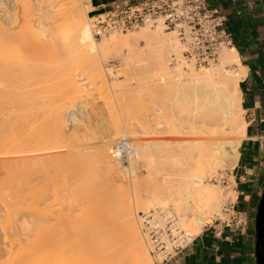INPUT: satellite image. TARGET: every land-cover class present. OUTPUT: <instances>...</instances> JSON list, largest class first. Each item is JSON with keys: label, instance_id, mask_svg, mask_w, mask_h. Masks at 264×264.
Instances as JSON below:
<instances>
[{"label": "rangeland", "instance_id": "1", "mask_svg": "<svg viewBox=\"0 0 264 264\" xmlns=\"http://www.w3.org/2000/svg\"><path fill=\"white\" fill-rule=\"evenodd\" d=\"M77 2H79L82 6L85 5L83 0H77ZM88 8H87V11H88ZM4 9L6 10V11L4 10L6 12V16H8V18H10L13 21V22H11L13 24L10 23L11 25L8 26L7 23L2 21V18H0V22H2L4 25L6 24L5 26L9 27V30H7V32L8 31L9 32H13V31L15 32L18 30L21 31V29L24 28L23 27L24 26L23 11L21 10L22 9L21 4L18 3L13 8H7V9L4 8ZM24 12H25L24 14H27V16L25 15L26 17L25 16L24 17L27 19V17L29 16L28 19H29V21L31 20L30 23H32L33 27H35L37 20L39 19L38 15L36 16L35 14L29 13L27 11H24ZM51 15H52V17L54 16L53 20L48 21V19H47L48 22H46V21H45L46 23L44 22V24L41 26L42 29L40 27H38V28H40V30L36 28V31L39 30V33L44 34L41 31L45 30L44 32L46 34L47 33L46 31H48L49 29L50 30L53 29V31L52 30L51 31H52V33L55 36V39L57 41L55 40L54 45L49 44V46L47 48H45L42 52L39 53L40 58L39 57L38 58L40 60H38L35 56H34V59L33 58L30 59L29 55H31V53H32L31 51H30L31 52L30 54L28 52H24V54H25L24 59H27V60L29 59L31 61L36 60V62H39L41 64L46 63L45 64L46 66L50 63V66H53V67L59 63L58 65L61 66V68L64 67L63 69H65L66 74L65 73H63L65 75H63L61 73L57 74L56 76H53V78L49 77L47 82L45 81L44 84L42 83L43 86L46 84L45 85L46 87L49 84V86L52 88L51 90H45L46 88H44L42 86V84L38 86L36 83V80H38V77L35 80L34 79L30 80V83L31 84L33 83L32 84L33 88L32 87H28V88L31 90V93H32V90H33V93L34 92L35 93L33 95L31 94L32 97L30 96L31 98H29V100L27 101V102H29V104H27L28 108L31 107L32 110L31 109L30 110L35 113L34 108H36L38 106V108H36V109L39 112V109L43 108V106L46 105L47 107L44 106L45 107L44 111H43V109L42 110L40 109L41 112H43V113L45 112L46 114L45 113L43 114L41 112H39L38 114L35 113L37 115V117L39 116L38 118H40V116H41V115H39L40 113L45 115L44 116L45 118L43 117L44 119H48V118L50 119L52 117V115H54L53 114L54 112L55 113L57 111L60 112V110H58V108L61 109V112H62L61 115H62V118L64 120L62 123V126H63L62 127V131H63L62 135H64V137H66L68 140L71 139V141L77 140L78 137L80 138V136H82L84 138L83 139L81 137L82 139L80 138V142L77 144H76V142L74 143V141H73L71 146H69V145L66 146L65 142L63 144L62 141H60L62 143L59 144L61 146L57 145L59 152H60V150H62L61 152H63L64 151L63 149H66L68 151V153L65 150V154H71L72 155V156H70L71 158L73 157L74 159H76L74 157L75 155H77V156L80 155V157H82L83 156L82 153L84 151H86V153H88L87 152L88 148L89 149L97 148V150H99L101 148V146H102L101 151H106V152H108V155H109V150L115 144V142H117L120 139H126V138L130 139L132 141V143L134 144V152L127 159H125L123 161L113 160L112 157L108 156L109 158H112L111 159L112 162L101 163V164L92 162V164H93L92 165L91 161H88L89 158L91 157L90 153L93 150L92 149V150H90L89 155L86 154L88 159L85 157V154H84V157L81 158V159L86 158V159H84L85 162L82 161L83 164H81L82 163L81 161H78V162H81V163H79V164H81V167H79V164H78V169L76 168L75 173L72 172V170H75V167L72 166L75 164V161H74V164H71V163L68 164L66 162V164H65L66 168L64 167V163H65L64 159L66 158L65 154L62 156V158H64V159H62V161L64 163L61 161V159H60V161L58 160L61 163L57 162V160H56L57 163L55 162L56 164L53 163L54 161L51 162L52 164L49 161V165L47 163H45V164H47L48 167H46V165H45V167H46L45 170H44V166L41 167V169L44 173L41 171H39V173H37L38 172L37 169L39 170V168H40L39 166H42V165H40V163L37 164L35 162L37 164L38 168L36 166H33L35 163H33L34 161L32 162V160H33L32 159L30 163H32L33 165L30 163L29 164L32 167H36V170L34 172H36L37 174L32 175L31 174L32 172L30 173V167L28 168L29 170L28 169H27V171L25 170L27 172V174L29 171L28 176H27L26 172H25V175L22 172L24 167L21 170L22 174L18 170L19 174L18 173L17 174L20 176L22 175L23 177L19 178L20 176H18V177L15 176V178H17V184L18 185L16 184V179H14L13 183L10 185H11V187H13L12 185H14L15 187H13L12 190H9L10 194H13V195L9 194V197L7 196V194L9 193V192H7L8 189H6V187H7L6 184H8V182L6 181L7 183L5 184V179H3L5 177H4L3 173L1 172V174H0V178H2L1 183H2V185H4V184L6 185L5 186L6 190L5 189L3 190L4 186L2 188V185L0 183V188H1L0 192H1V190H3L1 192V193H3V195L1 193H0V195H2L3 197L6 198V202H5V198L0 196V199H1L0 200V205H1L0 206V263L1 264H13V261L15 260V258L17 259L16 260L17 263L14 262L16 264H19L22 261L25 262V261H27V259H30V257H28L30 255L28 252L30 249H32V250H30L31 251L30 253L34 252V255L32 254L33 259H31V262H33L34 259L35 260L38 259L36 263H38V261H40V260H43V261L46 260L48 263H45V264H55V263L56 264H58V263L59 264H104V263L106 264V262H108L109 264H118L119 263L118 262L119 258H117L118 254L113 252V251L110 252L109 249H107V248H110V246L106 247L107 251H106V249H104V247H105V244L110 245V243H107V242H109L108 241L109 239L114 241L116 238L120 239L122 237V234L124 231V227L122 226V224L118 223L117 221L111 223L112 222L111 217L113 218L115 216L113 214H115L114 212H116L115 210H117V207L121 206L120 203L122 201H124V202H122V204L125 202L129 203L130 211L132 210V217H133L134 225L137 227V229H139V224L137 221L138 212L147 211L149 209H155L156 207H160V206H163V207L168 206L174 212V207L172 204L174 201L173 199H175L176 201H183L184 200L183 196L186 194L185 191L180 193L177 190H173L175 188V186H177L178 183L172 181L171 172H173L172 170L175 171L176 169H178V165L180 167V164H177V167H176V165H175L176 162L175 163L173 162V165L171 164V166H170L171 162L168 161L169 163H166L167 160L165 159V157H167L166 156L167 154H168V156L171 157L170 159H172L174 152L178 156H175L173 158L183 159L184 157L179 155V153H181V152H179V151L173 152L172 150H168L167 148L164 147L165 149L164 148L163 149L166 150L167 153L165 151L160 152V153L158 152V154H160L161 157L158 159L159 161H157V163L158 162L159 163L156 164L155 167L146 166L144 163L145 162L144 157L146 155L144 143L151 144L152 140H154V139L166 138V137H169L171 135V133L169 131H163V130H162V133H160L163 135H159V134L156 135V133H154V132L152 134L151 127L155 125L154 124L155 120H154V117L152 116L153 115L152 114L153 108H154V106H153L154 100L153 99L155 97L157 98V95H154L155 93L153 90L155 88L153 89V87H155L156 83H157V85L160 84L161 81H162L161 83H167V84H169L170 82L172 83V81H171L172 78L170 75H164L163 77L166 79H164V78L162 79L161 75H163V74L157 73L159 68H158L157 64H155L154 61H152L154 59V57L152 56V52L150 54L149 50L144 51V55H143L141 61L140 60H137V62L135 61L136 65H135V63H133L132 65H123L121 58L116 57V55L114 54L113 51L111 53L110 52L106 53L107 51L102 52V50H101V53H99L100 50L99 51L97 50L98 52L96 51L93 55V53L91 51H90L91 52L90 53L89 50L83 48L82 46L80 47V44L77 42L75 32H73V29L70 31V29L68 27H67V29L65 28V24H63V21L59 20L60 16L57 12H54V13L50 14L49 16H51ZM86 21L88 22V24H89L88 26L92 32V29L90 26V21H91L90 16H88V20H86ZM59 24H60V26H59ZM21 25H23V26H21ZM146 26H148L149 29L154 28V25H146ZM140 27H143V26H140ZM140 27L135 28V29L130 30V31H127V32H119V33L120 34L130 33L132 31L139 29ZM162 30H163V32H170L169 30H165L164 27H162ZM23 31H24V29H23ZM71 32H73V33H71ZM92 35H93V32H92ZM174 35H175V33H174ZM102 37H100V38L94 37V39H96V41H100V39ZM177 43H178V41H177ZM139 44L144 45V41L139 40ZM223 49H225V48H223ZM145 52H146V54H145ZM26 53H28V55ZM22 54H23V52H22ZM105 54H107V55H105ZM147 54L149 55V57ZM26 55L28 58L25 57ZM32 55H34V54H32ZM111 55H113V56H111ZM173 55H175V54H172L170 56V62H172V56ZM91 56L92 57L95 56V58H97V59L99 58L100 60L99 59L98 60L100 62V66L102 64L101 67H103L104 70H108V72L104 71L105 77L103 78V80H102V78H100V80H99V78L96 76L94 63L91 64V62H92ZM145 56L148 58L146 59ZM21 57L20 58L23 60L22 55H21ZM95 58H93V59H95ZM15 60H16V58H15ZM47 61H49V62H47ZM51 61H53V62H51ZM147 61H149V62H147ZM16 62H14L15 64L14 63L13 64L16 65L18 63V62L17 63ZM36 62H33V63H36ZM63 62H65V63H63ZM172 63L176 64L175 62H172ZM172 63H171V65H173ZM216 63H218V60L216 62H214V64H216ZM51 64H54V65H51ZM62 65H64V66L62 67ZM142 65L148 66L149 69H146L148 71H144L145 69L141 68ZM181 65H182L183 69L187 70L186 69L187 66H184V64H182V63H181ZM135 66L137 68H139V70L133 71L132 68H130V67H133V69H134ZM154 66H156V67H154ZM14 67H18V66L16 65ZM191 67H193L195 69L202 68V67L197 68L194 66H191ZM229 67L234 69L236 67V65H231ZM154 68H156V69H154ZM14 70H16V69L14 68ZM14 70H11V71L13 73L15 72L14 74H16V72H18V71L17 70L14 71ZM154 70H157V72L156 71L154 72ZM159 71H161V70H159ZM145 73H146V75H144ZM126 74H128V75H126ZM147 75H148V77H147L148 79L146 78ZM165 76H167V77H165ZM19 77L20 76H18L19 80L18 79L15 80L14 78L12 79V77H10L11 80L9 78V79H6L5 81H3L4 80L3 79L2 80L4 83L3 86L0 83L1 89L3 88L2 90H0L1 93H3L2 92L3 90L5 92V95H4V93H3V95H1V98H0V105L1 106L0 107L3 108L4 111H5V108L8 107L7 110L5 111V113L9 110L10 111L12 110V111H15L14 112L15 114L18 112V115H19V113L20 114L23 112L25 113L26 110L28 109L27 106H26V108H27L26 109L25 106H22V105H19L18 103H16V101H18L21 98L19 96L24 95V94H21L22 93L21 90H23V88H18V86L22 87L23 84L26 85L25 82L27 81L26 78H21V77L19 78ZM144 78L146 81L144 80ZM7 80H8V82H7ZM24 80H26V81H24ZM101 80L103 82H101ZM14 82H16V83H14ZM22 82H23V84L21 86ZM35 83H36V85H35ZM52 83H53V86L50 85ZM13 84H15V85H13ZM38 84H40V83H38ZM17 90H19V91H17ZM43 90H45V91L43 92ZM9 91H11V92L13 91L14 94L9 92ZM19 92H21V93H19ZM9 94H12V95L9 96ZM118 95H120V96H118ZM122 95H124V96H122ZM153 95H154V98H153ZM17 96H18V98H17ZM121 96L124 98H122ZM22 97H24V96H22ZM13 99H16V101ZM146 99L149 101V103H145L144 100H146ZM156 100L157 99H155V101ZM13 101L15 103L14 106H13V103H11ZM50 103H51V105H50ZM53 103L55 105V107H54L55 110L52 112L51 110H53L52 107L54 106ZM143 103L147 104V106H145V107H147V109H148V107H150L149 110H150V112H152V113H150L148 111V115L146 116V118L149 117L148 119H146V118L144 119L142 117V116H144L142 113H143V111H145L143 108L144 107ZM154 103L156 104V102H154ZM16 104L18 106H16ZM151 106H153V107H151ZM23 107L26 110H24ZM56 107H58V108H56ZM47 108H49L50 110ZM3 109L0 110V112L4 114ZM49 111H51L52 113H50ZM7 113H9L10 115L13 116V112L12 113L7 112ZM47 113H49V115H47ZM16 115H14V116H16ZM46 115H47V118H46ZM12 116H10V118H12ZM48 116H50V117H48ZM243 116H244V113H243ZM151 119L154 120L153 123H152ZM19 120L20 119H18V121ZM32 120H31V123H32ZM143 120H145V121L147 120V122L144 123ZM26 121L28 122L29 120H26ZM39 121H40V119H39ZM13 122H14V120H13ZM19 122H17L16 124H18ZM22 122H23V120H22ZM27 122H25V123H27ZM23 123H22V126H23ZM20 124H21V122H20ZM28 124H30V122H28ZM145 124H149L150 129H148V132L149 133L151 132L150 133L151 136L149 135V133L146 134L147 136L144 135L143 129H145L144 127H148V125H145ZM30 125H29V127H31V126L33 127V124L31 126ZM22 126L20 127V129L22 128ZM27 126L28 125L23 126L24 128H22V129L26 130ZM154 127H152V128H154ZM163 128L165 129L166 127L164 126ZM22 129H21V131H23ZM28 129H30V128H28ZM152 131H153V129H152ZM25 133H27V131H25ZM48 133H49V131H47V133H45V135H47L48 137L42 135L43 138L45 137L43 140L41 138L40 143L42 145H40L39 141H38L37 144H36V142L35 143L33 142L32 146L33 145L37 146L38 149H37V147H35V149H37L38 151H39V148L43 149V147H44L45 152L48 153V150H51L50 152H52V150L55 149L54 147L56 146L55 145L56 141L58 143H59V141L57 139L54 140L55 138H53V140H52V137H54V133L53 134L49 133V135H48ZM50 135H52V136H50ZM42 136H40V137H42ZM37 138L39 140V137H37ZM47 139H48V141H47ZM144 140H146V141L144 142ZM34 141H36V140H34ZM54 141H55V143H54ZM62 144L65 147L62 146ZM102 144H105V145H102ZM50 145H51V147H50ZM151 146L152 145H149V148H151ZM57 147H56V149H57ZM60 147H62V148H60ZM47 148H48V150H47ZM67 148H70V149L68 150ZM28 149H29V147H28ZM32 149H34V148L32 147ZM30 150H31V148H30ZM35 151H32V152L34 153ZM147 151H149L148 153H150L151 150H147ZM158 151H160V150H158ZM32 152L29 151L31 156L34 157V155H32ZM61 154H63V153H61ZM88 156H90V157H88ZM15 157L16 156L6 155V156L2 157L1 159L2 160H3V158H4V160L9 159V161L7 160V162L10 164L11 159L14 160ZM67 157L70 158L69 156H67ZM16 159H17V157H16ZM70 159H68L67 161L69 162ZM72 159H71V161H72ZM78 159L81 160L80 158H78ZM17 161H18V159H17ZM19 161H20V159H19ZM163 161L165 164L163 163ZM7 162L5 163V161H4V163H2V161H1V163H2L1 165H3V167H5V164L8 165ZM15 162H16V160H14V162L13 163L11 162V163L14 166L16 164L17 167L21 168L20 166H18V165H20V162L19 163H17V162L15 163ZM43 162H47V160L43 161ZM43 162L41 164H43ZM58 163L60 164V167H62V169H60V167L59 168L56 167V165ZM85 163H86V165H85ZM50 164L52 166H50ZM53 164H54V166H53ZM70 164H71V166H69ZM163 164L167 165V166L164 167ZM1 165H0V167H1ZM8 166H10V165H8ZM57 166H59V165H57ZM174 167H175V169H174ZM1 168H0V170H3ZM11 168H13V166H11ZM14 168H16V166ZM47 168H49V170H47ZM56 168L59 169L58 171L61 170L60 175L56 174V172L58 173ZM198 168H199L198 166L194 167V164H193L192 166L190 165L187 168V170H189V172L191 174L199 175L200 169H198ZM4 169H7V168H4ZM33 170L34 169H31V171H33ZM70 170H71V172H70ZM78 170H81V171H78ZM147 170L149 171V176L155 182H157V184L161 188V193L159 194L160 196H158V198H157L158 200H156V201H158V203H155V204L153 201L151 202V199L149 197L147 198V196H145V190H146V187L148 186V180L146 179V176H145L147 174ZM62 171H63V173H61ZM212 171L214 172V174L212 173L211 176L206 179V181H207V183H209V185H214L215 187H217L218 190L223 195L222 196V202L220 203V204H222L221 208H222V206H226V207L233 206V209L236 212H241V214H243L246 218L245 227L249 226L250 231H251V235L253 237L252 218L254 216V209L250 210L249 212L236 210L235 205H236L237 199H236V193L234 192L235 181H234V178L232 177L233 169H231V170L230 169H222L221 165L219 163L216 166H212ZM79 172H81V173H79ZM201 173L202 174H200V175L205 174L204 171ZM55 174L60 178L54 177V176H56ZM72 174H74V175L76 174V175L74 176ZM1 175L3 177H1ZM38 175H39V177H38ZM41 175H42V177H41ZM61 175H64V177L63 176L61 177ZM110 175H112L113 177ZM31 176H33V177H31ZM34 176L35 177L37 176V178H39L38 181L36 178L37 182L35 181ZM47 176H49V177H47ZM76 176H77V178H76ZM91 176L92 177L97 176L100 179L107 177V179H109V180L111 178L114 181V183L112 182V184H115V185L117 183L118 184L121 183L122 186L128 185V187H126L124 190L125 191L124 194H122V195L125 197V195L129 194L128 195L129 198L125 197L127 199L123 200L125 198L122 197V195H121L120 197H121L122 201L119 199H116V197L119 196L118 195L119 193L118 192L116 193V191H114L112 188L110 189L111 190V192H110V190H107L109 188H106V186H103V187L99 186L101 188L100 189L98 186L95 185L96 188L98 187L100 189V190L96 189V191L94 189V186H93V188L91 186V188H92V189L90 188L91 190H89V189L84 190V188L82 186L84 185L85 179L87 180V178H89V177L91 178ZM9 178H10V176H9ZM9 178L7 177L6 179H9ZM18 178H19V181L21 180L20 182L18 181ZM31 178H33V181H34L33 185H32V181L29 182V179H31ZM83 179H84V182H83ZM126 179L128 181L127 183H126ZM101 180H103V179H101ZM0 181H1V179H0ZM24 181H26V183L27 182L31 183V186H29L30 184L24 183ZM10 182H11V179H10ZM81 182H83V184ZM19 184H22V185H19ZM34 184H35V187H33ZM80 184H81V188L83 190L78 188L80 186ZM10 185L8 184L9 187H10ZM85 185H86V183H85ZM121 185H118V186H121ZM262 185L258 188V190H257L258 192H261V189L263 188ZM28 186H29V189H28ZM180 186L184 187L183 185H180ZM21 187H22V190H21ZM26 188L29 191L26 190ZM74 188H76L78 190H75V192H74ZM122 188L124 189V187H122ZM42 189H46V190H42ZM169 190H171V191H169ZM4 192H5V195H4ZM11 192H13V193H11ZM76 192H77L78 196H81V194H83V197H80L78 200V196L76 195ZM80 192H82V193H80ZM178 192H179V194H178ZM228 192H230L231 195H230V193H229V195H227ZM182 194H183V196H182ZM225 194H226V196H225ZM113 195H115L116 197H114ZM139 195H142V196L139 197ZM179 195H181V196H179ZM12 196H14V197H12ZM105 196H106V198H105ZM144 196H145L146 200H145ZM7 198H8L9 202H7ZM36 198H38V199H36ZM75 198L77 199L78 202L76 201ZM140 198H142V199H140ZM194 198L195 197L193 194H190V195L188 194L185 196L184 203H192ZM136 199H138L139 201L141 200V202H139ZM256 200H257V198H256ZM119 201H121V202H119ZM176 201H174V202H176ZM2 202L3 203L5 202L4 205L6 206V208H5V206H3ZM104 202L106 204H103ZM147 202H148V204H146ZM61 203H63V204H61ZM137 203H138V205H137ZM151 203L154 205H152ZM97 204H98V206H97ZM254 204L251 205L250 207L254 208V206H255ZM105 206H106V209L103 208ZM114 206H115V208H114ZM152 206H154V207H152ZM100 207H102V208H100ZM221 208H220V210H221ZM56 210L57 211L59 210L61 213L59 212L60 213L59 214ZM220 210L213 212L210 216V221L208 223H206L204 226L211 225V224L214 225V223H215L214 219L220 213ZM41 211L44 212V214L40 213ZM51 211H53L54 214ZM33 214L34 215L39 214L41 216L43 215L44 220L41 221L42 223L40 222V224H39L38 222H35L36 220L34 219L35 217H33L34 216ZM57 217L59 219H57ZM53 219H55V220H53ZM56 220H58V221H56ZM97 224H98V227L97 226L95 227V225H97ZM102 224H103V226H102ZM233 225H235V224H233ZM99 227L101 230L98 229ZM182 229H184V228H182ZM50 233H52V234H50ZM38 235L42 236V239H37V238H40ZM51 235H52V237H50ZM27 237H29V238H27ZM35 237H37V238H35ZM192 237L193 236H190L189 238L191 239ZM32 239H33V241L39 240V243L37 242V244L34 243V245H30L29 243H30V240H32ZM54 239H55V241H54ZM119 239H117V240H119ZM140 239H141L142 246H144V248L147 251L148 258H149L151 264H154L150 254L148 252V248H147L143 238H140ZM106 240H107V242H106ZM21 241H22V243H21ZM65 241H67V242H65ZM12 242L13 243L15 242V243L13 244ZM23 242H25V243H23ZM16 243H17V245H16ZM51 246H53V247H51ZM27 247H28V249H27ZM122 247L120 248L119 251L125 252V250H126V249H124L125 247H123V248ZM105 251L107 252V255H106V253H104ZM126 252H127V250H126ZM27 253H28V255H25ZM102 254H104V255H102ZM114 254L117 257H115ZM22 255L23 256L25 255L28 258L24 256V258H27L25 260L23 257H21ZM46 255H48V256H46ZM49 255H50V257H49ZM39 256L42 258L40 259ZM12 258H14V259H12ZM18 258H23L24 260L21 259L22 261L20 260V262H19ZM45 258H48V259H45ZM125 258H126V263H124ZM127 258H129V257L125 256L123 258L124 262H122V264H129V263H127L128 262ZM50 260H52V261H50ZM46 261H44V262H46ZM31 262H26L24 264H28V263L34 264L35 263V261H34V263H31ZM43 263L40 261L38 264H43ZM120 263H121V261H120ZM20 264H23V263H20Z\"/></svg>", "mask_w": 264, "mask_h": 264}, {"label": "bare ground", "instance_id": "2", "mask_svg": "<svg viewBox=\"0 0 264 264\" xmlns=\"http://www.w3.org/2000/svg\"><path fill=\"white\" fill-rule=\"evenodd\" d=\"M0 3H1L0 5L4 6V8H6V9L7 8H13L15 5L20 3L21 8H22L21 10L23 11L24 26L23 25H21V26H23L24 28L21 27L22 28L21 31L18 30L20 33L18 31H15V32L13 31L14 33L9 32V31L7 32V30H9V27L5 26L6 24L4 25L2 22H0V80H1L0 83L3 86V84H4L3 81H5L6 79H9L10 77H12V79L14 78L15 80L18 79V76H20L21 78H26L27 81L24 80V81H26L25 82L26 85H24L23 82L21 83V86L23 84L22 87L17 85L18 88H23L24 91L20 89L22 93L21 92H19V93L24 94V95L20 94L21 96H19V97H21V98L19 100L17 99L18 101H16V99H13L19 105L25 106V108H26V106L28 108L27 104H29V102H27V101L35 93V92L33 93V90L31 93V90L28 88V87L33 88V86H32L33 83L31 84L30 80H32V79L35 80L38 77V80H36V83L39 86L42 83L44 84L45 81L47 82L49 77L53 78V76H56L57 74H60V73L66 74L65 69H63L64 65H62L63 68H61V66L58 65L59 63L57 65L55 64L56 66L53 67V66H50V63L48 64L49 66L48 65L46 66L45 65L46 63L41 64L39 62H36V60L31 61L29 59L28 60L24 59V55H25L24 52H28L29 54L32 52L31 55L32 54H34V55H32L33 57L31 55H29V58L34 59V56H35L38 60H40L39 59L40 58L39 53L42 52L45 48H47L49 46V44L54 45L56 39L52 33L53 29H51L52 31L50 29L48 31H46L47 32L46 34L44 32L45 30L41 31L44 34L39 33V30L45 21L48 22L49 20H53L54 16L52 17V15L51 16H49V15L54 13V12H57L59 14V16H60L59 20L63 21V24H65L66 29H67V27L70 29V31L73 29V32H75V35L77 38V42L80 44V47L82 46L83 48L89 50V52L91 51L93 53V55L97 50L98 51L100 50L99 53H101V50H102V52L107 51L106 53H108V52L111 53L113 51L114 54L116 55V57L121 58L123 65H132L133 63H135V61L137 62V60H140V61L142 60V57L144 55V51L149 50L150 54L152 52V56L154 57V59L152 61H154V63L157 64L159 70L162 71L161 72L157 69L158 72H157V70H154V72L156 71L159 74L162 73L163 74V75H161L162 79L164 78L163 77L164 75H170L172 78L171 79L172 83L171 82L169 84L161 83L162 82L161 81L160 84H158V85H157V83H156V85L154 84L155 87H153V89L154 88L155 89L153 91L155 93L154 95H157V98L156 97L154 98V95H153V98H154L153 100H154V102H156V104L153 102V106H154L153 113L150 112V110H149L150 107H148V109H147V107H145V106H147V104H145V103H149V101L146 99V100H144L145 103H143L144 104L143 108L145 111H143L142 114L144 116H142V117L145 119L146 116L148 115V111L153 114L152 116L154 117V120H155V123H154L155 125L154 124L153 125L155 127L152 126V127H154V128H152L150 126L152 134L154 132V133H156V135H158V134L163 135V134H160V133H162V130H163V131H169L171 133V135L169 137H166V138L154 139V140H152L153 143L151 142V144L144 143L145 144V150H146V155L144 157L145 158L144 163L146 166L155 167L156 164L159 163V162L157 163V161H159L158 159L161 157V155L158 154V152L159 153L164 152V151L166 152V150H164L165 148H167L168 150H172L173 152L174 151L181 152V153H179V152L178 153L180 156L184 157L183 159L173 158L175 156H178L177 154H175V152L172 156V159H170L171 157L168 156V154L166 155L167 157H165V159L167 160L166 163H169L168 161L171 162L170 166H171V164L173 165V162L174 163L176 162V164H175L176 167H177V164H180V167L178 165V169H176L175 171L172 170L173 172H171L172 181L178 183V184L176 183L177 186H175V188L173 190H177L180 193L185 191V193H186L184 196L182 194V196L184 197L183 201H176L175 199H173L174 201H176V202L173 201V203H172L173 207H174V213L177 215L178 220H179V224L182 228H184L183 230L186 232L188 237L195 236L198 233H200L203 226L210 221L211 214L213 212L219 211L221 208V205H222L220 203L222 202V196L223 195L221 194V192L218 190L217 187H215L214 185H209V183H207L206 179L208 177H210L212 173L214 174V172L212 171V166H216L217 164L220 163L222 169H230L231 170L234 167V165L236 164L237 155H238L237 147H238L241 139L245 135V128H246V125L248 124L247 121L245 120L244 116H243L244 110L241 106V92H240V88H239V82L241 79L244 78V76L246 74V69L240 63L237 51L233 47H224L225 49L221 50L219 53L218 63H216V64L211 63L209 65H205L204 67L201 66L202 68L197 67L200 69H195L191 66H187V68H186L187 70H185L182 68L181 63L177 62L176 64H173L172 62H170V56L172 54H175L177 57L180 56V47L177 43L178 40H177L176 34L174 35L175 32L174 31L163 32V30H162L163 24L160 20H158L157 24H155L154 28H152V29H149L148 26L145 25L146 27L145 26L140 27L139 29L132 31L130 33L120 34L119 32L118 33L117 32H110L109 34L104 35L100 39V41H96V39H94L92 32L88 26L89 24L86 21V20H88L87 8L89 6L86 4L82 6L79 2H77V0H0ZM4 8H3V10L0 9V18H2V21L6 22L7 25L9 26V25L13 24V23H11L13 21L10 18H8V16H6V12H5L6 10ZM24 11L35 14L36 16L38 15L39 19L37 20L35 27H33V24L30 23L31 20L29 21V19H28L29 16L27 17V19L25 18L27 16V14H24L25 13ZM47 19H48V21H47ZM59 26H60V24H59ZM38 27H40V28H38ZM36 28L39 30L36 31ZM23 29L25 32L23 31ZM73 32H71V33H73ZM139 40L144 41V45H140ZM22 52H23V54H22ZM28 53H26V54L28 55ZM145 54H146V52H145ZM21 55L23 56V60L21 59L22 58ZM27 55L25 57H27ZM105 55H107V54H105ZM113 55H111V56H113ZM148 57H149V55H148ZM148 57H146V59ZM15 58H16V60H15ZM93 58H95V56L92 57V59H91L92 60L91 64L94 63L95 72H96L95 74L99 78V80H100V78H102V80H103V78L105 77L104 71L108 72V70H104V68L101 67L102 64L100 66V62H99L100 59L99 58H98L99 60L97 58H95V59H93ZM14 62L17 63L16 65L18 67H14V66H16V65H14L15 64ZM33 62H36L37 64L33 63ZM47 62H49V61H47ZM51 62H53V61H51ZM147 62H149V61H147ZM63 63H65V62H63ZM171 63L173 65H171ZM51 65H54V64H51ZM135 65H136V63H135ZM231 65H236V67L233 69V68L229 67ZM147 67L148 66H146V65H142L141 68L145 69L144 71H148L146 69H149V67L148 68ZM154 67H156V66H154ZM14 68L18 71V72H16V74H14L15 72L13 73L11 71V70H14ZM130 68H132L133 71L139 70V68H137L136 66L134 67V69H133V67H130ZM154 69H156V68H154ZM16 70H14V71H16ZM65 74H63V75H65ZM126 75H128V74H126ZM144 75H146V73ZM147 77H148V75L146 76V78ZM165 77H167V76H165ZM164 79H166V78H164ZM10 80H11V78H10ZM102 80H101V82H103ZM144 80H145V78H144ZM7 82H8V80H7ZM14 83H16V82H14ZM36 83H35V85H36ZM38 83H40V84H38ZM43 84H42V86H43ZM13 85H15V84H13ZM45 85L43 86L44 88H46L45 90H51L52 89L49 86V84L47 85L48 88ZM50 85L53 86V83ZM24 88L25 89L27 88V89L25 90ZM2 89H1V85H0V90H2ZM45 90H43V92ZM17 91H19V90H17ZM2 92L5 95L4 90ZM9 92H11V91H9ZM3 93H1V91H0V98H1V95H3ZM11 93H13V91ZM10 95H12V94H9V96ZM120 95H118V96H120ZM22 96H24V97H22ZM122 96H124V95H122ZM17 98H18V96H17ZM122 98H124V97H122ZM155 99H157V100L155 101ZM11 103H13V106L15 105L14 101ZM51 103H50V105H51ZM53 105H54V103H53ZM16 106H18V105L16 104ZM44 106H46V105H44ZM44 106H43V108H40V107L39 108L41 110L43 109V111H44L45 110ZM153 106H151V107H153ZM54 107H55V105L52 107L53 108V110H51L52 112L55 110ZM7 108H5V111L7 110ZM25 108L23 107L24 110L27 109V108L26 109ZM36 108H38V106ZM36 108H34L35 113L38 114L39 112H41L40 109L38 112V110ZM56 108H58V107H56ZM2 109L3 108H1L0 110H2ZM30 109L32 110V108L29 107L25 113L24 112L21 114L19 113V115H18V112L16 113L17 114L16 115L14 113L15 111L11 110L13 112V116L10 115L9 113H7V112L12 113L10 110L5 113V111L3 109L4 114L0 112L1 113L0 114V159L6 155L16 156L18 161L20 159V161H19L20 165H18V166L21 167V168H19L15 164L16 168H14L15 166L12 164L14 162V160H16L17 163H19L17 161L16 157L14 160L10 158L11 162H12V163L10 162V164L7 162V160L9 161V159L4 160V158H3L5 163L7 162L8 165H10V166H8L7 164H5V167H3V165H1L2 163H4V161L2 159L0 160V165L2 167V168L1 167L0 168L3 169V170H0V174H1V172L3 173V175L5 177V178H3V179H5V184L7 182L9 185L12 184L14 179H16V184H17V178H15V176H17V177L20 176V175H18L19 174L18 170L21 173V170L23 167L24 168H23L22 172L24 173V175H25V172L27 171V169L29 167H30V173L32 172L31 174L33 175V174L39 173V171L43 172L41 167L44 166V170H45L46 167H48L47 164L49 165V161H50V163L53 161H54L53 163H55L56 160H57V162H59L60 159L62 161V159H64V158H62V156L65 154L66 149H63L64 150L63 152H61L62 150H60V152H59L57 145L61 146L59 144L62 142L64 144V142H65L66 146H68V145L71 146L73 141H74V140L71 141V139L68 140L66 137H64V135H62L63 134L62 123L64 120H63L62 115H61L62 114L61 109L58 108V110H60L61 113L56 110L57 112L56 113L54 112L53 113L54 115H52V117L50 119L49 118L44 119L45 115H43V114L45 112L44 113L41 112L43 114L40 113L39 115H41V116H40V118H38L39 116L37 117V115L33 111H31ZM47 109H49V108H47ZM51 111H49V112L52 113ZM9 115L12 116V118H10ZM14 115H16V116H14ZM47 115H49V113H47ZM47 115H46V118H47ZM50 116H48V117H50ZM148 118H146V119H148ZM12 119L14 120V122ZM18 119H20L19 121L21 122V124L18 121ZM39 119H40V121H39ZM22 120H23V122L24 121L27 122L26 120H29L28 122H30L31 125L33 124V127L30 124H28V122L23 123ZM31 120H32V123H31ZM151 120L153 123L154 120L153 119H151ZM17 122H19V123L16 124ZM143 122L146 123L147 120L146 121L143 120ZM22 123H23V126L28 125L27 129L30 128L31 130L30 129L23 130L22 128H24V127L22 126ZM29 125L32 128L29 127ZM145 125H148V127L143 126L145 128V129H143L144 130L143 133L145 136H147L146 134L149 133L148 129H150V128H149V124H145ZM21 126H22L21 129L23 131H21V129H20ZM164 126L166 127L165 129L163 128ZM152 129H153V131H152ZM25 131H27V133H25ZM47 131H49L50 134L54 133V137H52V140H53V138H55L54 140L57 139L59 141V143L57 141L55 143V141H54V143L56 145V146L54 145L55 146L54 148L56 149V147H57V149L52 150L53 153L50 152L51 150H48V148H47L48 153L50 152L49 154L47 152H45L44 147H43V149L39 148V151H38L37 146H34V145L32 146L33 142L34 143L36 142V144H37L38 141H39V144L42 145L40 143L41 138H42V140L45 138V137L43 138L42 135L47 136V135H45V133H47ZM49 133H48V135H49ZM150 133H149V135L151 136ZM40 136H42V137H40ZM50 136H52V135H50ZM37 137H39V140ZM81 137L82 136H80V138ZM80 138L78 137L79 140L76 138L77 140H75L74 143L75 142H76V144L79 143ZM34 140H36V141H34ZM47 141H48V139H47ZM60 141H62V142H60ZM145 141L146 140H144V142ZM63 144H62V146H64ZM102 145H105V144H102ZM149 145H152L151 148H149ZM28 147H29V149H28ZM32 147L34 149H32ZM35 147H37V149H35ZM50 147H51V145H50ZM30 148H31V150H30ZM60 148H62V147H60ZM101 148H102V146H101ZM101 148L99 150H97V148H95V149L92 148L94 151L92 149L88 148L89 149V150L87 149L88 153H86V151H84L82 153V155H83L82 157H84V154H85V157L87 158L86 154L89 155L90 150H92L90 153L91 157L88 156V157H90L88 161H91V164H92V162L93 163H100V164L112 162L111 161L112 158L108 157V156H110V154L108 155V152L101 151ZM67 149L69 150L70 148H67ZM147 150H151V151L153 150V151L152 152L150 151V153H148L149 151H147ZM158 150H160V151H158ZM29 151H31V152L35 151L34 153L35 154L37 153V154L35 155L32 152V155H34V157H33V156H31ZM61 153H63V154H61ZM67 153H68V151H67ZM65 156L67 158V159L66 158L64 159L65 163L62 161L64 163L65 168H66V166H65L66 162L68 164L69 163L74 164V161H75V164L72 165L75 167V170H72L73 173H75L76 168L78 169V164L81 163L82 161L85 162L84 159H86V158L81 159L82 157H80V155L79 156L75 155L74 157L76 159H74L73 157H72L73 158L72 159L70 157V156H72L71 154H65ZM67 156H69L72 159V161ZM78 158H80L81 160H79ZM68 159H70L71 162L70 161L68 162L67 161ZM31 160H32V162L34 161L33 163L36 162L37 164L40 163V165H42V166L38 165L40 168H39V170L37 169V171H38L37 173L34 172L36 170L37 164L35 163L33 165L32 163H30ZM46 160H47V162H43ZM113 160H115V159H113ZM1 161H2V163H1ZM78 161H81V162H78ZM42 162L44 165L41 164ZM83 162L81 164H83ZM29 163L32 164L33 166H36V167H32ZM45 163H47V164H45ZM59 163H61V162H59ZM59 163L57 164L59 166L56 165V167H58V168L60 167ZM163 163H164V161H163ZM51 164H50V166H52ZM71 164L69 166H71ZM81 164H79V167H81ZM193 164H194V167L195 166L199 167L198 169H200L199 170L200 174H202L201 172H203V171L205 172V174L206 173L207 174L206 175L204 173H203L204 175L191 174L189 172V170H187V168L190 165L192 166ZM45 165H46V167H45ZM85 165H86V163H85ZM11 166H13V168H11ZM53 166H54V164H53ZM165 166H167V165H164V167ZM4 168H7V169H4ZM31 169H34V170L31 171ZM60 169H62V167H60ZM174 169H175V167H174ZM47 170H49V168H47ZM58 170L59 169H57V171ZM60 171H58V173L56 172V174L60 175ZM78 171H81V170H78ZM70 172H71V170H70ZM61 173H63V171ZM79 173H81V172H79ZM26 174H27V172H26ZM28 175H29V171H28L27 176ZM72 175H74V174H72ZM6 176L8 178L10 176V178L6 179L7 178ZM62 176L64 177V175H61V177ZM110 176H112V175H110ZM145 176H146V179L148 180V186L146 187V190H145V196H147V198L149 197L151 199V202L153 201L154 204L158 203V201H156V200H158L157 198H158V196H160L159 194L161 193V188L157 184V182H155L149 176L148 170H147V174ZM1 177H3V176L1 175ZM21 177H23V176L21 175L19 178H21ZM31 177H33V176H31ZM38 177H39V175H38ZM41 177H42V175H41ZM47 177H49V176H47ZM54 177L57 178L58 176L56 175ZM19 178H18V181H19ZM36 178H37V176L35 177V181H36ZM58 178H60V177H58ZM76 178H77V176H76ZM0 179H1V181H0V183H1L2 178H0ZM10 179H11V182H10ZM38 179L39 178H37V181H38ZM84 179H83V182H84ZM101 179H103V180H101ZM101 179L97 176L96 177L91 176V178L89 177V178H87V180L85 179L84 185L82 187L84 188V190H88V189L91 190L94 186L95 191H96V189H99L100 187H103V186H106V188H109L107 190H110L112 188L114 191H116V193L117 192L119 193L118 194L119 196H117V197L115 195H113V196L116 197V199H119L122 201L120 196L122 194H124V192H125L124 190L126 187H128V185L122 186L121 183H119V184L117 183L118 185H121V186H118L117 184L116 185L112 184V182L114 183V181L111 178H110V180L107 179V177L101 178ZM30 181H32V185H33V183H34L33 178L29 179V182ZM83 182H81V183L83 184ZM127 182L128 181L126 179V183ZM24 183H26V181H24ZM85 183H86V185H85ZM5 184L2 185V183H1L2 188L4 186L3 190L5 189V186L7 185L6 189H8L7 192H9L7 194V196L9 197V194H10L9 190H12V188L15 186L12 185L13 187H11V185H10V187H9L8 184H6V185ZM26 184H30L29 186H31V183L27 182ZM19 185H22V184H19ZM95 185L98 187L100 186V187L96 188ZM180 185H183L184 187H182ZM29 186H28V189H29ZM91 186H92V188H91ZM33 187H35V184ZM122 187H124V189ZM76 188H74V192H75V190H78ZM78 188L83 190L81 188V184ZM28 189L26 188V190H28ZM3 190H1V192ZM21 190H22V187H21ZM42 190H46V189H42ZM169 191H171V190H169ZM5 192H4V195H5ZM77 192H76V195H77ZM110 192H111V190H110ZM179 192H178V194H179ZM11 193H13V192H11ZM80 193H82V192H80ZM229 193L230 192H228L227 195H229ZM1 194L3 195V193H1ZM188 194L189 195L193 194L195 197L193 199L192 203H184L185 196ZM2 195H0V196L3 197ZM10 195H13V194H10ZM128 195H125V197L129 198ZM142 195H139V197ZM230 195H231V193H230ZM106 196H105V198H106ZM145 196H144V198H145ZM179 196H181V195H179ZM225 196H226V194H225ZM12 197H14V196H12ZM80 197H83V194H81V196H78V200ZM122 197H124V196L122 195ZM3 198H5V197H3ZM142 198H140V199H142ZM36 199H38V198H36ZM126 199L127 198H125L123 200H126ZM136 200H138V199H136ZM145 200H146V198H145ZM76 201H77V199H76ZM121 201H119V202H121ZM5 202H6V198H5ZM5 202L4 203L2 202L3 206H5L4 205ZM7 202H9L8 198H7ZM122 202H124V201H122ZM122 202L120 203L121 206L117 207V210H115L116 212L113 211L115 213L113 215H115V216L113 218L111 217V219H112L111 223L117 221L118 223L122 224V226L124 227L122 237L120 239L116 238L114 241L109 239L108 240L109 242H107V240H106V242L110 243V245L107 244L108 245L107 246L105 244L104 249H106V247L110 246V248H107V249H109L110 252L113 251V252L118 254V257L114 254L115 257L119 258L118 264H122V262H124V261H125L124 263H126V258L123 261V258L125 256L129 257V258H127L128 259L127 263H129V264H151V262L148 258L147 251L144 248V246H142V244H141L140 238H142V236H141L140 230L137 229V227L134 225V221H133V217H132V210L130 211L129 203L125 202L122 204ZM139 202H141V200ZM148 202L146 204H148ZM61 204H63V203H61ZM103 204H106V203L104 202ZM154 204H152V205H154ZM137 205H138V203H137ZM97 206H98V204H97ZM152 207H154V206H152ZM223 207L224 206H222L220 213H221ZM5 208H6V206H5ZM100 208H102V207H100ZM103 208L106 209V206ZM114 208H115V206H114ZM51 212L54 214L53 211H51ZM57 212L59 213L60 211L58 210ZM40 213L44 214V212H42V211ZM220 213L218 215H220ZM33 217H35L34 218L36 220L35 222H38L39 224L42 220H44L43 215L41 216L39 214L38 215L35 214ZM57 219H59V218L57 217ZM53 220H55V219H53ZM56 221H58V220H56ZM96 226L98 227V224L95 225V227ZM102 226H103V224H102ZM98 229L101 230L100 227ZM50 234H52V233H50ZM39 237L40 238H37V237H35V238L42 239V236H39ZM50 237H52V235ZM27 238H29V237H27ZM117 239H119V240H117ZM35 241H33V239H32V240H30V243L28 241L27 242L30 245H34V243L37 244V242L39 243V240H35ZM54 241H55V239H54ZM65 242H67V241H65ZM21 243H22V241H21ZM23 243H25V242H23ZM16 245H17V243H16ZM122 246L125 247L124 249H126L127 252H126V250H125V252L119 251ZM51 247H53V246H51ZM27 249H28V247H27ZM107 249H106V251H107ZM30 250H32V249H30ZM30 250L28 252L30 254L28 257H30V259H27L28 257L25 256V255H28V253H27L24 255L27 258H24L23 255L21 256L25 260L27 259V261L23 262L22 261V260H24L23 258H18L19 262L22 259L21 260L22 262H20V263L24 264L26 262H31V259H33L32 257L34 255V252L30 253L31 252ZM106 251L104 253H106V255H107ZM102 255H104V254H102ZM46 256H48V255H46ZM49 257H50V255H49ZM41 258L42 257H40V259ZM12 259H14V258H12ZM45 259H48V258H45ZM16 260L17 259L15 258V260L13 261V264L17 263ZM37 260L38 259H36V260L34 259L33 262H31V263H34V261H35L34 264H38L40 261L42 263L44 261H46V260H44V261L40 260V261H38V263H36ZM50 261H52V260H50ZM120 261H121V263H120ZM14 262H16V263H14ZM45 263H48V262L46 261L43 264H45ZM107 263L108 262H106V264Z\"/></svg>", "mask_w": 264, "mask_h": 264}, {"label": "crops", "instance_id": "3", "mask_svg": "<svg viewBox=\"0 0 264 264\" xmlns=\"http://www.w3.org/2000/svg\"><path fill=\"white\" fill-rule=\"evenodd\" d=\"M83 1L92 16L137 0ZM207 4L225 17L224 28L246 69L239 88L248 124L237 147L232 177L236 210L249 212L261 193L258 188L264 186V0H207ZM167 264H256L250 228L204 226Z\"/></svg>", "mask_w": 264, "mask_h": 264}, {"label": "built area", "instance_id": "4", "mask_svg": "<svg viewBox=\"0 0 264 264\" xmlns=\"http://www.w3.org/2000/svg\"><path fill=\"white\" fill-rule=\"evenodd\" d=\"M90 20L95 38L155 25L160 20L165 30L175 32L178 40L180 56L173 55L172 62L184 66L209 65L218 60L224 47H233L232 36L224 28L225 17L218 9L209 7L207 0H137L92 15ZM133 152L134 144L128 138L118 140L109 150L110 156L118 161L127 159ZM137 221L154 264H167L191 240L168 206L140 211ZM214 222L229 227L245 225L246 218L233 206H224Z\"/></svg>", "mask_w": 264, "mask_h": 264}, {"label": "flooded vegetation", "instance_id": "5", "mask_svg": "<svg viewBox=\"0 0 264 264\" xmlns=\"http://www.w3.org/2000/svg\"><path fill=\"white\" fill-rule=\"evenodd\" d=\"M252 231L255 262L256 264H264V186L256 200Z\"/></svg>", "mask_w": 264, "mask_h": 264}]
</instances>
